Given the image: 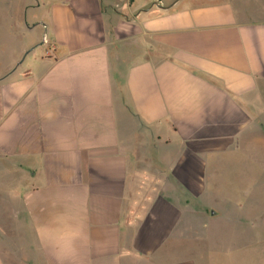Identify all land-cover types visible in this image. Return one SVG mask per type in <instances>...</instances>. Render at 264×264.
I'll return each instance as SVG.
<instances>
[{
    "label": "crops",
    "instance_id": "0c3cea01",
    "mask_svg": "<svg viewBox=\"0 0 264 264\" xmlns=\"http://www.w3.org/2000/svg\"><path fill=\"white\" fill-rule=\"evenodd\" d=\"M255 1L22 0L0 75V264H264ZM229 161L257 180L237 183L256 213L208 204L210 164ZM208 216L228 229L207 235Z\"/></svg>",
    "mask_w": 264,
    "mask_h": 264
},
{
    "label": "rangeland",
    "instance_id": "374dc122",
    "mask_svg": "<svg viewBox=\"0 0 264 264\" xmlns=\"http://www.w3.org/2000/svg\"><path fill=\"white\" fill-rule=\"evenodd\" d=\"M255 2L256 3L250 5V8L253 11H263L264 0H256ZM31 4H33V2H31ZM28 5L29 3H23L22 0H0V75L7 71V66L10 62V56L8 54L11 52V49H14V47H22L24 44L23 35L27 31L28 26H26L24 23L23 13L25 7ZM32 13L33 12H30V14ZM232 164L230 161L217 165L214 163L210 164L211 172L210 170L207 171V179H205L204 184V192L211 194L208 196L207 194L205 195L207 196V202L213 208L214 195H216L215 197L224 200L229 206H232V204H242L243 202L244 210L247 209L249 214H251L250 212L256 213L258 208L256 210H251L252 207H249V205L246 204L244 200L246 199L245 193L240 191L241 187L238 188L237 183L240 182V186H243V188H248L250 183L252 184L253 181L256 183L257 180H238L236 178L237 173L233 169V166L235 165L237 167L239 164ZM243 165H246V163ZM254 197L257 198L258 194H254ZM254 205L260 207V205L256 202H254ZM220 218V216H208V224H206V227L204 228V231H206L207 235L213 237L217 234V230H220V228L223 226L224 230L228 229L225 224L221 223L222 221H220ZM229 230L233 229L230 227ZM254 232L256 231H247L243 239L250 237L251 240H245V247H243L244 243L239 242L240 248H242L241 251L244 252L245 255L251 250H255V252H257L258 248L255 245L257 242ZM254 260L256 263H259V256H255Z\"/></svg>",
    "mask_w": 264,
    "mask_h": 264
},
{
    "label": "water",
    "instance_id": "95a60500",
    "mask_svg": "<svg viewBox=\"0 0 264 264\" xmlns=\"http://www.w3.org/2000/svg\"><path fill=\"white\" fill-rule=\"evenodd\" d=\"M164 8H166V7H164ZM215 213V211L214 210H212V214H214Z\"/></svg>",
    "mask_w": 264,
    "mask_h": 264
}]
</instances>
